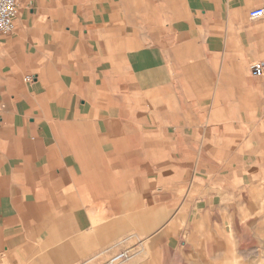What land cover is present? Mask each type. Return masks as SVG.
<instances>
[{
	"label": "crops",
	"instance_id": "crops-1",
	"mask_svg": "<svg viewBox=\"0 0 264 264\" xmlns=\"http://www.w3.org/2000/svg\"><path fill=\"white\" fill-rule=\"evenodd\" d=\"M31 4L37 14H59L38 23L42 34L0 41V264H105L122 246L115 233L125 209L116 202L131 200L130 188L118 189L112 170L131 169L135 158L134 73L140 72L139 102L159 105L164 40L175 49L181 35L189 41L195 32V10L202 19L207 10H223L225 47L231 49L229 28L244 25L229 21L230 12H248L249 18L264 0ZM259 36L253 34L256 47Z\"/></svg>",
	"mask_w": 264,
	"mask_h": 264
},
{
	"label": "rangeland",
	"instance_id": "rangeland-1",
	"mask_svg": "<svg viewBox=\"0 0 264 264\" xmlns=\"http://www.w3.org/2000/svg\"><path fill=\"white\" fill-rule=\"evenodd\" d=\"M31 1L20 6L14 32L0 41L42 34L38 23L59 14H37ZM206 12L202 19L195 10L189 41L181 35L171 49L164 40L159 105L139 102L140 72L134 73L135 158L131 169L112 170L117 188L131 191L129 203L116 202L125 215L117 217L122 246L113 255L127 250L129 257L115 264H264V76L249 72L255 60H264V18L231 11L228 20L244 28H229L233 47L226 49L224 11Z\"/></svg>",
	"mask_w": 264,
	"mask_h": 264
},
{
	"label": "built area",
	"instance_id": "built-area-1",
	"mask_svg": "<svg viewBox=\"0 0 264 264\" xmlns=\"http://www.w3.org/2000/svg\"><path fill=\"white\" fill-rule=\"evenodd\" d=\"M22 0H0V36L8 35L15 30V20L18 15V10ZM251 20H258L264 18V7L252 10L249 13ZM250 74L254 78L264 76V62H254L250 66ZM26 80H30L29 77ZM129 251H121L113 255L108 264H115L117 262L128 259Z\"/></svg>",
	"mask_w": 264,
	"mask_h": 264
},
{
	"label": "bare ground",
	"instance_id": "bare-ground-1",
	"mask_svg": "<svg viewBox=\"0 0 264 264\" xmlns=\"http://www.w3.org/2000/svg\"><path fill=\"white\" fill-rule=\"evenodd\" d=\"M21 7H24V4H23V5H21ZM107 103H108V101H107ZM108 104H109V103H108ZM108 104H107V105H108ZM104 105H105V104H104ZM105 106H106V105H105ZM107 108H108V107H107ZM104 110H105V109H104ZM108 118H109V117H108Z\"/></svg>",
	"mask_w": 264,
	"mask_h": 264
}]
</instances>
